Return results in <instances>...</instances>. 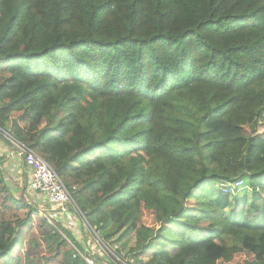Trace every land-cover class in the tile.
Instances as JSON below:
<instances>
[{"label": "trees", "instance_id": "1", "mask_svg": "<svg viewBox=\"0 0 264 264\" xmlns=\"http://www.w3.org/2000/svg\"><path fill=\"white\" fill-rule=\"evenodd\" d=\"M0 76V132L80 214L0 170V264L101 263L88 230L124 264H264V0H0Z\"/></svg>", "mask_w": 264, "mask_h": 264}, {"label": "built area", "instance_id": "2", "mask_svg": "<svg viewBox=\"0 0 264 264\" xmlns=\"http://www.w3.org/2000/svg\"><path fill=\"white\" fill-rule=\"evenodd\" d=\"M5 136L8 137L11 144L18 150L16 156L23 161V165L27 169L28 176L30 177L29 186L31 190L37 191L45 197L49 206H55L59 208L61 212L71 208L79 214V210L72 198V194L75 192L76 187H72L71 190L66 188L62 181L57 177L54 170L34 151L16 141L11 136L7 134H5ZM218 188L223 193L234 196L241 192L245 188V185L242 179H237L233 182H221L218 185ZM82 219L88 228L89 226L87 225L86 220L83 217ZM92 233L97 237L96 239L99 240H95V242L97 241V246L99 248V255L102 257L105 255L113 256V252H111V250L98 238L97 234L93 231ZM117 250L119 249H113L114 252ZM90 255H94V253L90 252ZM77 256L84 260L86 264H96L92 256H86L74 247L72 257L76 258Z\"/></svg>", "mask_w": 264, "mask_h": 264}, {"label": "rangeland", "instance_id": "3", "mask_svg": "<svg viewBox=\"0 0 264 264\" xmlns=\"http://www.w3.org/2000/svg\"><path fill=\"white\" fill-rule=\"evenodd\" d=\"M0 80L1 81L5 80V77L0 76ZM0 133H1L0 137L8 140V137L5 136V133H3V132H0ZM88 159L91 160L92 158H88ZM0 164H2L1 161H0ZM1 167L2 166L0 165V170H2ZM244 185H245V188L240 193L248 194L250 190H249L246 183H244ZM20 186H21V183H20ZM15 187H16V189L14 192V196L16 198L20 199L21 194H20V191L18 188L19 186L16 184ZM45 208H47V207H45ZM82 223L84 224V222H82ZM84 226H86V225L84 224ZM92 237H93V239H92ZM86 238L89 239L88 243H86V245H89V247H90V249H89V247L87 246L88 247L87 251L88 252L91 251L92 253L96 252L98 254L99 248L97 246V241H99V240L96 239L97 237H95V235L91 231L88 230V233H86ZM98 238L111 250V252H113V256L112 255H109V256L105 255L102 257L103 260L101 261V263H98L97 261H95L96 264H124V262L126 263V262L132 261L131 259H132V256L134 255L135 246H136L135 238H133V237L126 238L125 240H123L121 242H117V236L110 237L109 239H106V240L100 238L99 236H98ZM95 240H97V241L95 242ZM114 248L119 249V250H117L118 253L113 251Z\"/></svg>", "mask_w": 264, "mask_h": 264}, {"label": "crops", "instance_id": "4", "mask_svg": "<svg viewBox=\"0 0 264 264\" xmlns=\"http://www.w3.org/2000/svg\"><path fill=\"white\" fill-rule=\"evenodd\" d=\"M0 161L2 162V164H0L2 167V171L4 172V169L8 171V173H6V175H10V177H12L14 179V182L19 186V191L22 196H25L26 191H28V186L30 179L28 177V173H27V169L26 167L23 165V161L18 159V157H16V153L14 152V150H12V148H10L6 143H4V141H2L0 139ZM25 173L27 174V177L25 175ZM23 183L20 186V182ZM19 182V183H18ZM75 187V186H74ZM47 208H45V207ZM43 207L46 210H50V207L47 202L43 204Z\"/></svg>", "mask_w": 264, "mask_h": 264}, {"label": "water", "instance_id": "5", "mask_svg": "<svg viewBox=\"0 0 264 264\" xmlns=\"http://www.w3.org/2000/svg\"><path fill=\"white\" fill-rule=\"evenodd\" d=\"M2 139V141H4V143H6L10 148H12V150H14L15 153H17V149L11 144V142H9L8 140L0 137Z\"/></svg>", "mask_w": 264, "mask_h": 264}]
</instances>
